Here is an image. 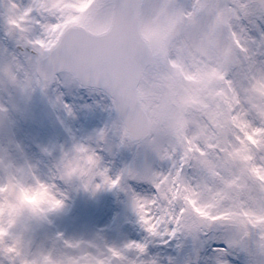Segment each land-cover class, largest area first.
<instances>
[{"label":"snow or ice","instance_id":"snow-or-ice-1","mask_svg":"<svg viewBox=\"0 0 264 264\" xmlns=\"http://www.w3.org/2000/svg\"><path fill=\"white\" fill-rule=\"evenodd\" d=\"M74 3L0 0V31L7 40L3 51L8 53L0 62V82L30 92L58 79L60 70L71 73L59 57L72 37L68 29L77 12ZM184 8L198 19H210L228 50L215 103L191 123L169 129L151 121L128 125L112 99L120 114L121 142L127 138L142 143L158 167L146 162L138 174L126 166L109 175L95 148L77 142L61 150L53 176L65 181L80 177L85 188L93 189L116 185L122 175L146 181L145 194L131 191V203L147 233L179 237L231 228L235 243L264 264V0H188ZM104 137L105 129L98 130L96 141ZM29 167L33 180L45 188L50 206L59 207L63 193ZM5 232L0 227V237ZM64 243L66 250L60 253L67 264H156L140 255L145 248L140 242L125 245L138 253L131 258L111 247L94 253L77 242ZM0 251L27 264L14 244L0 242ZM216 264L227 262L218 259Z\"/></svg>","mask_w":264,"mask_h":264},{"label":"rangeland","instance_id":"rangeland-1","mask_svg":"<svg viewBox=\"0 0 264 264\" xmlns=\"http://www.w3.org/2000/svg\"><path fill=\"white\" fill-rule=\"evenodd\" d=\"M115 0H75L73 26L89 32H105L111 23ZM142 0L138 29L152 51L144 69L138 98L147 123L173 128L191 123L207 105L214 104L220 90V76L228 50L216 37L210 19L201 20L184 8L188 0ZM178 24L177 34L169 33ZM7 43L0 31V62L7 59ZM47 87L22 92L0 82V111L6 129L0 131V149L17 163H26L46 182H52L63 196L62 204L42 218L26 222L20 256L38 251L62 252L65 241L94 253L109 247L125 257L138 255L129 242L145 245L140 255L156 264H256L255 255L235 243L234 230L213 228L206 235L185 234L164 237L146 232L131 203V191L145 194L147 182L122 175L111 187L85 188L78 180H62L55 173L61 150L74 143H88L100 155L102 166L115 175L126 166L138 174L144 164L158 167L152 153L140 142H123L119 136L120 119L111 98L103 91L79 85L66 70L57 72ZM67 105V109L65 108ZM105 129L103 141L95 137ZM10 231H15L12 229ZM5 243L8 237L4 238ZM0 251V264H18Z\"/></svg>","mask_w":264,"mask_h":264},{"label":"water","instance_id":"water-1","mask_svg":"<svg viewBox=\"0 0 264 264\" xmlns=\"http://www.w3.org/2000/svg\"><path fill=\"white\" fill-rule=\"evenodd\" d=\"M140 3L141 0H116L111 26L103 34L71 28V40L59 57L61 66L70 70L80 85L100 89L115 99L130 126L147 124L137 97L143 69L151 58V51L138 31ZM177 31L178 24L170 35ZM5 129V117L0 112V130ZM255 261L260 264L261 258L255 255Z\"/></svg>","mask_w":264,"mask_h":264},{"label":"clouds","instance_id":"clouds-1","mask_svg":"<svg viewBox=\"0 0 264 264\" xmlns=\"http://www.w3.org/2000/svg\"><path fill=\"white\" fill-rule=\"evenodd\" d=\"M31 172L29 165L13 161L0 149V227L6 229L0 242L5 243L7 236V243L14 244L17 249L26 222L42 218L47 211L54 209L45 188L33 180ZM73 178L83 185L80 177ZM12 229L15 231H10ZM21 258L27 264H67L60 252L38 251L30 257L21 255Z\"/></svg>","mask_w":264,"mask_h":264},{"label":"bare ground","instance_id":"bare-ground-1","mask_svg":"<svg viewBox=\"0 0 264 264\" xmlns=\"http://www.w3.org/2000/svg\"><path fill=\"white\" fill-rule=\"evenodd\" d=\"M171 3L170 0L166 2V4Z\"/></svg>","mask_w":264,"mask_h":264}]
</instances>
